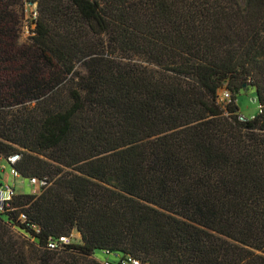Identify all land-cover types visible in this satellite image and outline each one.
<instances>
[{
	"label": "trees",
	"instance_id": "1",
	"mask_svg": "<svg viewBox=\"0 0 264 264\" xmlns=\"http://www.w3.org/2000/svg\"><path fill=\"white\" fill-rule=\"evenodd\" d=\"M4 161L0 264H264V0H0Z\"/></svg>",
	"mask_w": 264,
	"mask_h": 264
},
{
	"label": "rangeland",
	"instance_id": "2",
	"mask_svg": "<svg viewBox=\"0 0 264 264\" xmlns=\"http://www.w3.org/2000/svg\"><path fill=\"white\" fill-rule=\"evenodd\" d=\"M34 5L30 1H26L24 6L19 9V14L21 16V25L19 30V42L21 44L27 43L30 40V37L33 35L32 30L34 29V25L31 26V21L34 19L32 10ZM223 90L220 91V95ZM256 88L253 86H246L239 94L237 99V104L240 109V114L245 118H252L253 116L259 113V104L257 103V95ZM3 172H2V183L3 184H11L17 186L18 193H33L39 194V188L31 187L28 179L18 178L15 179L13 176L11 167L8 165L6 161L2 163ZM5 167V168H4ZM18 235L23 234L26 237H31L26 232L22 231L20 228H14ZM71 240L73 243H80L82 240V236L79 232L74 231ZM95 257L100 261H103L107 258V256L103 253V251H96ZM113 259L112 256L108 257Z\"/></svg>",
	"mask_w": 264,
	"mask_h": 264
},
{
	"label": "built area",
	"instance_id": "3",
	"mask_svg": "<svg viewBox=\"0 0 264 264\" xmlns=\"http://www.w3.org/2000/svg\"><path fill=\"white\" fill-rule=\"evenodd\" d=\"M33 5H34V8L32 10V14H33L34 18H37V16H38V4L34 3ZM230 97H231L230 92L228 90H223V92L221 94V99L222 100H230ZM259 108H260V106H259ZM11 160H12V162H14L16 159L14 160L12 158ZM11 170H12V173H13V176L15 177V179L22 178L21 174L17 170H15L13 168H11ZM22 179H24V178H22ZM28 180H29L31 187H37V188L41 189L43 184L37 178L34 177V178H31ZM16 194H18V191H17V186L15 184L14 185L3 184L0 187V211H2L4 209L5 205H9L8 202ZM22 217L25 218L24 215H22ZM70 243H72L71 236H62L59 239L51 240L49 242V247H50V249H59L65 245H69ZM103 253L107 256V258L102 261L103 264H142L139 260L135 259L134 257H132L130 255H124V256L123 255H115V254L111 253V251H109V250H104ZM110 256H112L113 259L108 258Z\"/></svg>",
	"mask_w": 264,
	"mask_h": 264
},
{
	"label": "water",
	"instance_id": "4",
	"mask_svg": "<svg viewBox=\"0 0 264 264\" xmlns=\"http://www.w3.org/2000/svg\"><path fill=\"white\" fill-rule=\"evenodd\" d=\"M18 157L17 156H15L13 159L15 160V159H17Z\"/></svg>",
	"mask_w": 264,
	"mask_h": 264
},
{
	"label": "crops",
	"instance_id": "5",
	"mask_svg": "<svg viewBox=\"0 0 264 264\" xmlns=\"http://www.w3.org/2000/svg\"><path fill=\"white\" fill-rule=\"evenodd\" d=\"M5 168V167H4Z\"/></svg>",
	"mask_w": 264,
	"mask_h": 264
}]
</instances>
